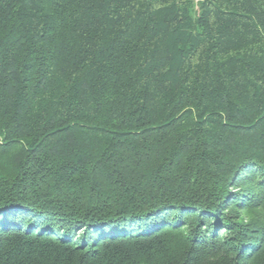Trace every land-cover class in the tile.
I'll use <instances>...</instances> for the list:
<instances>
[{
  "label": "trees",
  "instance_id": "trees-1",
  "mask_svg": "<svg viewBox=\"0 0 264 264\" xmlns=\"http://www.w3.org/2000/svg\"><path fill=\"white\" fill-rule=\"evenodd\" d=\"M0 264H264V0H0Z\"/></svg>",
  "mask_w": 264,
  "mask_h": 264
}]
</instances>
